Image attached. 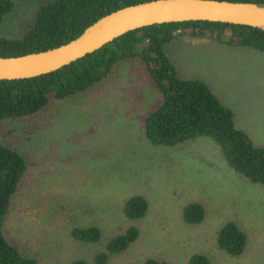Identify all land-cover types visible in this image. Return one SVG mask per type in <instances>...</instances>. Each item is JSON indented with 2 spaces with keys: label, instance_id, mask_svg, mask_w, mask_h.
Returning <instances> with one entry per match:
<instances>
[{
  "label": "rangeland",
  "instance_id": "374dc122",
  "mask_svg": "<svg viewBox=\"0 0 264 264\" xmlns=\"http://www.w3.org/2000/svg\"><path fill=\"white\" fill-rule=\"evenodd\" d=\"M46 1L15 0L0 33L21 36ZM166 52L181 76L206 81L233 109L237 125L264 145V53L189 37ZM158 100L143 66L124 60L88 93L8 123L4 142L30 165L6 220L10 242L37 264H96L108 240L130 225L125 200L141 194L150 209L138 221L139 238L107 264H144L150 256L187 264L195 253L211 264H264V189L240 180L207 137L172 149L152 146L142 124ZM191 201L207 208L199 225L182 221ZM233 219L248 236L238 257L216 247L218 228ZM81 226L100 228L101 240H75L70 230Z\"/></svg>",
  "mask_w": 264,
  "mask_h": 264
},
{
  "label": "trees",
  "instance_id": "16d2710c",
  "mask_svg": "<svg viewBox=\"0 0 264 264\" xmlns=\"http://www.w3.org/2000/svg\"><path fill=\"white\" fill-rule=\"evenodd\" d=\"M152 0H48L40 5L34 20L19 37L0 33V57L44 51L78 37L99 18L120 8ZM264 2V0H229ZM15 9V0H0V26ZM189 37L206 38L230 48L264 53V30L248 25L211 21H185L154 24L129 31L96 51L53 72L16 80H0V264H37L11 243L5 224L12 200L30 172L26 157L7 145L5 126L14 120L39 115L56 105L88 93L106 80L117 64L138 61L150 77L159 100L144 119V136L152 146L177 148L200 137H207L219 148L226 165L236 176L264 189V145H257L235 121L232 108L224 104L206 81L181 76L170 60L166 47ZM149 200L135 194L128 197L123 213L130 225L110 238L95 256L96 264H107L113 254L127 250L140 235L138 221L148 215ZM204 203L191 201L182 210V221L199 225L206 219ZM71 236L80 242L97 243L102 231L97 226L74 227ZM248 236L236 220L224 222L216 232V247L230 256L242 255ZM72 264H87L78 259ZM144 264H164L150 256ZM187 264H211L202 253L192 254Z\"/></svg>",
  "mask_w": 264,
  "mask_h": 264
},
{
  "label": "water",
  "instance_id": "95a60500",
  "mask_svg": "<svg viewBox=\"0 0 264 264\" xmlns=\"http://www.w3.org/2000/svg\"><path fill=\"white\" fill-rule=\"evenodd\" d=\"M211 21L264 30V2L229 0H152L113 11L58 47L0 57V80L32 78L53 72L96 51L119 36L154 24Z\"/></svg>",
  "mask_w": 264,
  "mask_h": 264
}]
</instances>
